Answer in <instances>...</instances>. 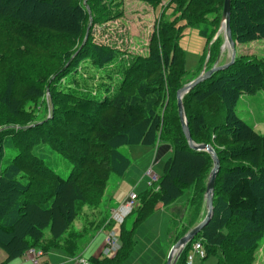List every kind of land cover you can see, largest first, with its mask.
Masks as SVG:
<instances>
[{
  "label": "trees",
  "instance_id": "1",
  "mask_svg": "<svg viewBox=\"0 0 264 264\" xmlns=\"http://www.w3.org/2000/svg\"><path fill=\"white\" fill-rule=\"evenodd\" d=\"M81 1L0 0V250L5 254L0 264L30 248L41 249L43 256L52 248L71 257L82 253L94 231L87 223L80 229H71V224L84 206L99 208L111 178L125 174L131 158L124 147L148 146L156 158L169 156L157 181L139 196L131 226H119L117 253L112 258L90 256L91 264H120L134 245V227L158 206L175 202L191 185L202 189L204 198L201 178L212 160L206 151L189 148L177 112L176 91L193 77L185 69L180 39L185 28L198 27L204 46L195 73L204 63L210 68L219 53L220 40L213 37L223 0H171L165 7V12L171 9L170 16L164 12L158 18L148 56H133L124 64L119 50L91 41L92 25L119 17L121 2ZM138 1L157 7L161 0ZM24 2L32 3V11L21 14ZM230 28L236 44L263 39L264 0H231ZM86 56L93 59L82 69H96L104 82L99 76L83 79L76 72ZM70 71H75L77 87L59 82ZM88 80L96 83L94 91L81 89L91 86ZM259 90L264 92V61L236 50L233 64L182 97L193 142L213 148L219 170L212 217L176 264H187L195 240L204 247L202 260L213 254L216 264H249L262 239L264 134L235 111L243 93ZM44 152L61 156L70 166L68 175H59ZM190 226L174 234L172 243Z\"/></svg>",
  "mask_w": 264,
  "mask_h": 264
},
{
  "label": "rangeland",
  "instance_id": "2",
  "mask_svg": "<svg viewBox=\"0 0 264 264\" xmlns=\"http://www.w3.org/2000/svg\"><path fill=\"white\" fill-rule=\"evenodd\" d=\"M118 1H120L122 5L121 8L119 9L121 15L117 18L110 19L107 21L101 20L95 22L92 25V29H91V41L92 43H95L97 45H104L107 46L108 48L114 47V49L119 50V52H121L120 53L121 55L118 56L119 57L122 56L121 58H125V61H123L124 64L128 62V60L131 59V57L133 56L134 57L136 56L137 58L148 56L149 48L154 43L153 35L154 36L157 35L158 18L162 13L165 12V7L168 6L171 0H161L159 1L157 7L153 6L152 4L138 0H118ZM81 2L84 4V0ZM220 4H222V1H220L219 3V13L221 12V6H222V5L220 6ZM31 5H32L31 2L28 3L24 2L23 7L21 8L20 11L21 14L22 13L25 14L26 12L29 13V11H32ZM170 11L171 9H168L164 14H166L167 17H169ZM211 15L212 14L208 15V19L210 20L212 19ZM215 35H217L216 38L220 40L218 64H224L229 60V52L226 48L221 50L223 39H222V31L219 30V23L218 25H216V31L214 36ZM212 42L213 40L210 41L209 45H207V47L209 46V50ZM180 45L184 51L185 69L188 72V74L193 75L192 78H194L200 73V72L197 73L195 72L198 69L200 57L202 55L203 46H204L203 39L198 34V27L194 26V27L185 28L183 31V36L180 39ZM236 50L238 54L244 55L247 58H256L258 60L264 61V38L253 40L248 43L236 44ZM86 57L87 58H82L78 62L79 67H77L76 72L81 73L83 79L85 78L86 75H90L93 77L99 76L101 78V74L94 68L93 69L86 68L85 70L82 69L86 61H90L89 59H93L89 56ZM203 66L204 64L202 65V68ZM108 67L109 68L112 67L111 63L108 64ZM116 67L117 64L115 65L114 68H112L114 69V72L116 70ZM74 72L75 71H70L67 74L68 76L62 77L59 81L60 84L67 87L76 86L75 85L76 78L72 75ZM101 79L102 82L106 80L103 77ZM88 84H90L91 86L82 85L81 89H88L89 91H94L96 83L90 80ZM45 101H46L45 104L48 107L47 116H49L50 109H49V98L47 91L45 92ZM38 104L39 102L35 106L38 107ZM235 111L238 117L242 119L248 126L252 127L259 134L261 135L264 134V92L262 90L256 91L255 93L252 94L243 93L236 102ZM38 113L39 115L42 114V107L39 108ZM136 147L137 145L124 147L127 150L132 160L128 168L132 173L130 174L135 177L138 176V178L140 179H143L145 175V171L150 168L154 174H156L157 176L160 175L162 172L163 164L165 160L168 158L169 154L160 156L159 158L156 159L157 156L155 153H152L153 150L151 149V153L153 154V157L151 156L150 157L153 162L151 163V165H149V167L144 169V165H143L144 159L146 155L148 157V154L146 152H143L145 150H138V149H148V146L138 145V147L140 148H136ZM44 154H45V160L50 164L52 168L56 170V172L59 175H61L62 177L68 175L70 171V166L61 156L49 152H44ZM211 167H212L211 162H209L207 164V172H205V174L201 178V183L203 186L205 185ZM116 178L117 177L111 178L109 183H112V186L113 183H116L113 182L114 180H116ZM143 182L146 183V186L148 187V178L147 179L144 178ZM136 186L137 183L135 185H131V183H128L126 186L123 183H120L116 191V195H121L123 190H125L126 188L127 191L128 189L127 187H129V189L131 188L132 189L129 191L127 196L130 193H136V195L139 196L138 193L136 192L139 191V188ZM202 194H203L202 189L198 188L196 190V187L191 185L175 202H172L166 207L161 206L162 208H165L172 217L171 222L169 224V227L171 225V233H170L171 241L174 238V234L177 235L181 230L186 228L187 225L190 226V224H192L191 226H193L203 218L205 214V209H204V198ZM137 198L139 200V197ZM197 200H199L200 202H198ZM113 201H116V196L113 197ZM110 205L113 206L115 205V203L110 202ZM196 207H198V213ZM109 215L110 214L108 213V209L106 210L103 206L102 207L100 206V208H90L89 206H85L82 212H80L77 218L72 222L71 229H79L81 228L82 224L85 225L87 223L86 226H88V229L90 227L94 231L92 239L84 247L82 253H80L84 259H88L90 256H93L95 253H98V251L101 248V245L103 244L104 234L106 231L105 228L108 229L111 227L113 229H117L118 226L116 224L112 222H108ZM104 216H105V222L102 226L101 223L99 222V219ZM130 221H132V217H130L126 221V225H129ZM107 222L109 223L108 226H106ZM138 227L139 226L136 225L134 228L135 246L133 247L129 256L125 260L128 261V263L130 264H155L159 259V257H161V254L166 251L168 243L170 242V241L168 242V238L166 237L167 236L166 224H161L155 227L157 228V232H153L152 227L148 228L149 230H147L146 227L143 228L141 226L139 228ZM158 229L160 230V233L158 232ZM48 237H49V230L48 228H46L43 231V238L46 239ZM172 245L173 243L170 245L168 252ZM3 254L4 253L0 250V255L1 257H3L2 260H4ZM80 254H78L77 256H79ZM43 258L44 260L47 259V262H50L48 264L54 263L52 256L49 255V250L44 255V257H41V259ZM216 263H217V257L213 254H209L204 260L197 259L194 261L193 264H216ZM5 264H33V263L30 260H27L25 258V255H23L6 262ZM65 264H70V260L66 261ZM249 264H264V233L262 239L260 240V242L258 243V245L254 250L252 258L249 261Z\"/></svg>",
  "mask_w": 264,
  "mask_h": 264
},
{
  "label": "water",
  "instance_id": "3",
  "mask_svg": "<svg viewBox=\"0 0 264 264\" xmlns=\"http://www.w3.org/2000/svg\"><path fill=\"white\" fill-rule=\"evenodd\" d=\"M86 3V0H84ZM230 3L231 0H223L222 12H221V19L219 24V30L222 31V45L221 50L226 48L229 52V60L224 64H218L219 55L217 56L213 65L206 69V63H204L203 68L201 69L200 73L191 79L189 82L182 85L176 91V99H177V112L178 117L181 125L182 132L185 136L187 144L189 148L195 151H206L212 160V167L207 176V180L205 183V191H204V209L205 214L203 218L192 226L186 233H184L181 237H179L171 246L165 263L164 264H176L178 258L180 257L184 247L193 240L196 234L209 222L213 214V194H214V184L217 172L219 170V159L213 150V148L209 144H196L193 142L187 120L185 117V112L182 103V97L193 89L197 84L203 82L206 79H209L215 72L221 71L226 69L228 66L234 63L236 57V46L235 41L232 39L231 36V28H230ZM86 9L89 13V8L86 5ZM89 24L91 23V17L89 20ZM89 27L86 29V33L84 35L83 44L87 40ZM217 35L213 37V40L216 38ZM207 51L209 52V46L207 47ZM208 56V55H207ZM206 62V61H205Z\"/></svg>",
  "mask_w": 264,
  "mask_h": 264
},
{
  "label": "crops",
  "instance_id": "4",
  "mask_svg": "<svg viewBox=\"0 0 264 264\" xmlns=\"http://www.w3.org/2000/svg\"><path fill=\"white\" fill-rule=\"evenodd\" d=\"M136 148H140L137 147ZM151 149L153 150L152 153H155V149L154 148H149L148 149H138V150H145L143 152H146L148 154V157L147 155L145 156V159H144V169H146L147 167H149V165H151V163L153 162L151 160V157H153V154L151 153ZM151 153V155H150ZM151 156V157H150ZM157 159V158H156ZM132 161V160H131ZM131 171L130 169H127V171L125 172V174L120 177V178H116V180H114L113 182H116V183H113V186H112V183H109L108 186H107V190L105 191V198L103 199V202L101 204V207L103 206L106 210L108 209V213L111 212L112 209H114L117 205H119V203L122 202L123 199H125L127 197V194L129 193V191L132 189H129V187H127V191H126V188L125 190H123L122 194L121 195H116V191L118 189V186L120 185V183H123L125 186L128 184V183H131V185H135L137 183V186L139 188V191H136L138 193V195H142L145 191L148 190V187L146 186V183L143 182V179L144 178H148L146 175H144V178L143 179H140L133 175L130 174ZM140 179V180H139ZM133 181V182H132ZM114 187V188H113ZM116 196V201H113V197ZM110 202H114L115 205L111 206L110 205ZM177 204V203H175ZM85 207V206H84ZM108 207V208H107ZM100 208V207H99ZM84 209V208H83ZM167 214H166V213ZM132 217V221L134 219V214H131L129 216L126 217L125 221H124V224L126 227H130L131 224H132V221H130L129 225H126V221ZM171 215L170 213L165 209V208H162L161 206H158L155 211L150 214L148 217H146L143 221H141L140 223H138L137 225L140 227H146L147 230H149L148 228H151L152 227V230L153 232H157V227L158 225H161V224H166V234H167V238H168V246L166 248V251L163 252L161 254V257H159V259L157 260V262L155 264H164L165 263V260H166V256H167V252H168V249L170 247V245L172 244V241H171V234L169 232V224L171 222ZM105 219V216L104 217H101L99 219V222L101 223V225L103 226L104 223H102L101 221ZM93 221V220H92ZM90 223V222H89ZM98 223V224H100ZM168 225V226H167ZM82 226H84V224H82ZM81 226V227H82ZM138 227V228H139ZM135 228V227H134ZM80 229V228H79ZM117 229L119 230V227H117ZM158 232L160 233V230L158 229ZM136 235V233H135ZM133 237H134V230H133ZM92 239V238H91ZM90 239V240H91ZM90 240L88 241V243L90 242ZM87 243V244H88ZM86 244V245H87ZM85 245V246H86ZM84 246V247H85ZM102 246V245H101ZM135 246V243L133 245V247ZM132 247V249H133ZM83 250V248H82ZM101 250V248H100ZM100 250L98 251V253H95L93 256H97L100 252ZM132 251V250H131ZM49 255L52 256L53 258V261L54 263H51V264H65L66 261L70 260L71 258L75 257H71L69 256L68 254H66L64 251L60 250V249H57V248H52L49 250ZM81 255V254H80ZM4 258H5V254H3ZM77 256V255H76ZM44 257V256H43ZM2 258L1 255H0V262L2 261ZM51 261V262H53ZM43 262V264H48L50 262H47V259L44 260V258L41 260V263ZM120 264H130L128 263V261L126 260H123Z\"/></svg>",
  "mask_w": 264,
  "mask_h": 264
},
{
  "label": "built area",
  "instance_id": "5",
  "mask_svg": "<svg viewBox=\"0 0 264 264\" xmlns=\"http://www.w3.org/2000/svg\"><path fill=\"white\" fill-rule=\"evenodd\" d=\"M145 175L148 177V185L157 181L158 176L152 172L149 168L145 171ZM138 196L135 193H130L117 207H115L109 215L108 222H113L116 225L122 224L124 219L133 212L138 206ZM106 223V226L109 223ZM105 234L103 244L100 250L102 257H112L120 248V239L117 229L105 228ZM27 260H30L33 264H40V259L43 257V251L38 248H30L24 254ZM206 253L200 240H195L191 243L189 252L186 256V263L193 264L197 259H203ZM70 264H91L87 259H84L81 255L75 256L70 259Z\"/></svg>",
  "mask_w": 264,
  "mask_h": 264
},
{
  "label": "bare ground",
  "instance_id": "6",
  "mask_svg": "<svg viewBox=\"0 0 264 264\" xmlns=\"http://www.w3.org/2000/svg\"><path fill=\"white\" fill-rule=\"evenodd\" d=\"M132 192H133V191H132ZM135 194H136V193H135ZM123 200H124V199H123ZM123 200H122V201H123ZM125 219H126V218H125ZM112 223H113V222H112Z\"/></svg>",
  "mask_w": 264,
  "mask_h": 264
}]
</instances>
